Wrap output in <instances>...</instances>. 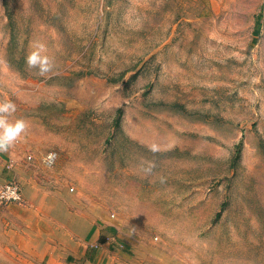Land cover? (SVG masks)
I'll return each instance as SVG.
<instances>
[{"label": "rangeland", "instance_id": "374dc122", "mask_svg": "<svg viewBox=\"0 0 264 264\" xmlns=\"http://www.w3.org/2000/svg\"><path fill=\"white\" fill-rule=\"evenodd\" d=\"M0 101L29 124L14 147L59 153L74 211L116 227L107 264H264V0H0ZM12 206L0 264H48Z\"/></svg>", "mask_w": 264, "mask_h": 264}, {"label": "crops", "instance_id": "0c3cea01", "mask_svg": "<svg viewBox=\"0 0 264 264\" xmlns=\"http://www.w3.org/2000/svg\"><path fill=\"white\" fill-rule=\"evenodd\" d=\"M26 145L25 148L13 147L9 151L6 164L10 163V170L0 177V187L11 179L19 182L23 203L10 208L19 213L21 227L30 229V234L35 235L31 241L37 242L35 249L39 259L48 260V264H55V253H58L59 248V237H56V234H63L64 242H73L72 244L78 246L71 253L76 262L107 264L108 258L105 255L109 254L111 242H119L116 237L110 236L112 232L117 231L116 227L110 220H104L101 214L94 216L89 207L80 214L75 212L72 198L77 194H72L74 190L71 191L66 183L60 180V169L57 167L60 154L45 146ZM52 152L57 154L58 159L49 167L44 159ZM55 177L58 180H55ZM59 212L64 222L57 221ZM98 216L99 219L96 218Z\"/></svg>", "mask_w": 264, "mask_h": 264}, {"label": "clouds", "instance_id": "9594fccd", "mask_svg": "<svg viewBox=\"0 0 264 264\" xmlns=\"http://www.w3.org/2000/svg\"><path fill=\"white\" fill-rule=\"evenodd\" d=\"M46 52L47 46L37 41L33 46V50L26 57L27 68L36 70L35 74L41 77H46L55 70V62ZM16 111L17 106L15 103L0 101V153H8L26 135L29 129V124L26 120L12 119ZM149 150L152 153H157L160 148L159 145L153 143ZM57 159V154L52 152L45 157L44 162L51 167ZM154 166V164L149 163L144 171L150 174Z\"/></svg>", "mask_w": 264, "mask_h": 264}, {"label": "built area", "instance_id": "2783aa9c", "mask_svg": "<svg viewBox=\"0 0 264 264\" xmlns=\"http://www.w3.org/2000/svg\"><path fill=\"white\" fill-rule=\"evenodd\" d=\"M0 203L6 205L23 203L22 188L18 181L11 179L0 187Z\"/></svg>", "mask_w": 264, "mask_h": 264}, {"label": "trees", "instance_id": "16d2710c", "mask_svg": "<svg viewBox=\"0 0 264 264\" xmlns=\"http://www.w3.org/2000/svg\"><path fill=\"white\" fill-rule=\"evenodd\" d=\"M257 22H258V25H257V27H259V26H260V21H259V19H258V21H257ZM257 33H258V31H257Z\"/></svg>", "mask_w": 264, "mask_h": 264}]
</instances>
